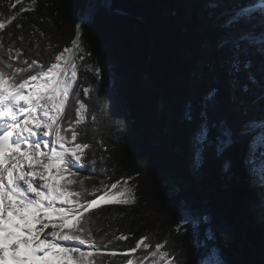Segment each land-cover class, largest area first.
Returning a JSON list of instances; mask_svg holds the SVG:
<instances>
[{
  "label": "trees",
  "instance_id": "trees-1",
  "mask_svg": "<svg viewBox=\"0 0 264 264\" xmlns=\"http://www.w3.org/2000/svg\"><path fill=\"white\" fill-rule=\"evenodd\" d=\"M106 1L111 9L131 16L109 13L99 3ZM86 3L98 9L82 25L84 52L78 54L84 59L77 61L80 99L90 108L77 126L78 142L91 145L80 179L89 189L126 181L135 194L133 204H104L86 214L96 241L89 259L94 264H126L132 257L136 264L157 243H164L174 264H201L205 248L194 245L181 221V209L188 208L196 216L210 213L209 225L216 227L229 217L230 235L216 229L214 244L227 264L264 263V205L253 209L264 189L253 183L243 163L247 140L238 137L220 153L207 149L194 169L190 137L195 124L183 118L191 105L197 113L204 112L209 125L226 124L235 131L264 120V55L259 44L239 54L250 68L239 74L235 91L228 75L232 53L217 46L224 15L249 0H0V22L5 23L0 55L7 59L12 48L15 57L19 49L20 60L48 63L65 47H73ZM11 16L16 19L9 23ZM260 24L256 13L253 35H260ZM99 61H104L106 72L96 77L88 66ZM245 84L246 92L241 90ZM83 88L90 89L89 97ZM212 89L215 99L208 101ZM72 117L76 119L74 111ZM121 235L127 239L117 240ZM145 236L151 245L146 254L143 248L130 253ZM112 251L118 254L109 255ZM125 252L130 254H121Z\"/></svg>",
  "mask_w": 264,
  "mask_h": 264
},
{
  "label": "snow or ice",
  "instance_id": "snow-or-ice-1",
  "mask_svg": "<svg viewBox=\"0 0 264 264\" xmlns=\"http://www.w3.org/2000/svg\"><path fill=\"white\" fill-rule=\"evenodd\" d=\"M97 9L98 5L86 3L80 9V19L91 21ZM256 13L261 17L259 36L252 34ZM15 19L16 16H11L8 22ZM4 28L5 23L0 22V29ZM219 28L217 46L232 53L228 75L230 87L235 91L239 74L250 68L249 62L240 61L239 54L247 51L248 46L259 44L264 55V0H249L232 9L224 15ZM81 29L82 24H77L73 47H65L48 63L35 58L20 60L19 49L15 50V57L11 55L12 48L8 49L7 59L0 55V264H94L93 259H86L92 252L82 250V246L91 249L96 245L89 227L90 217L86 214L101 202L108 205L135 203L134 190L126 181L123 185L102 183L89 189L80 179L86 163L85 150L91 147L78 142L77 131L90 111L89 105L80 99L77 88V61L84 59L78 54L84 52ZM13 59L18 62L13 63ZM88 70L96 77L103 71L102 67L91 65ZM247 79L254 81L251 75ZM82 90L85 97L90 96L89 88ZM241 90L248 91V85L241 86ZM215 95L216 90L212 89L205 99L214 101ZM183 118L195 124L190 137L194 169L199 168L207 149L220 153L239 137L247 140L243 161L246 170L253 183L264 189V120L249 122L235 131L226 124L209 125L204 112L197 113L191 105L185 108ZM92 119L95 120V115ZM257 129L258 134H253ZM225 167H230V162H225ZM51 215L59 219H47ZM181 221L190 229L194 245L205 248L201 264H222L208 218L183 208ZM49 227L51 231L46 232ZM116 239L126 240L127 237L121 235ZM147 240L148 237H142L130 253L141 248L148 250L151 245ZM164 248V243H157L154 250L136 264H143L149 257L154 258L152 264H174V257ZM117 254L109 253L113 257ZM126 264H134V260L127 259Z\"/></svg>",
  "mask_w": 264,
  "mask_h": 264
},
{
  "label": "rangeland",
  "instance_id": "rangeland-1",
  "mask_svg": "<svg viewBox=\"0 0 264 264\" xmlns=\"http://www.w3.org/2000/svg\"><path fill=\"white\" fill-rule=\"evenodd\" d=\"M94 67H102V69H103V71H102V73H104V72H106V67H105V63H104V61H99ZM264 191V190H263ZM218 195L217 194H215V196L214 197H217ZM100 205H104V203L102 202ZM99 205V206H100ZM264 205V196L262 197V200L260 201V202H258L257 204L256 203H254V207H253V209H255L256 207H262ZM98 207V206H97ZM200 216H203V217H207L208 218V220H209V222L211 223V221L213 220V218L211 217V214L210 213H207V212H205L203 215H200ZM54 217H55V220L54 221H57L58 219H59V217L58 216H55L54 215ZM229 218V217H228ZM227 217L226 218H224V220H223V222L221 223V225L219 226V227H216L215 225H209L210 226V228H211V230L214 232V234H215V241H214V244H215V242L218 240V238L216 237V229L218 230V232L220 233V234H224V235H230V233H231V229H233V224L230 222V220L228 219ZM48 231H51V229L50 230H48ZM47 232V231H46ZM260 238H262V240H264V227H263V232H261L260 233ZM261 240V239H260ZM82 250H84V251H91V252H93L94 250L91 248H89L87 245H85V246H82ZM144 252H145V254H146V251L144 250ZM216 252H217V255H218V257H219V259L222 261V264H227V262H226V258H225V256L223 255V253H222V251L220 250V249H216ZM147 255V254H146ZM86 259H89V257H87ZM130 259H132V257H130ZM140 259H142V258H140ZM146 261V260H145ZM143 263H144V261H143ZM262 264H264V263H262Z\"/></svg>",
  "mask_w": 264,
  "mask_h": 264
},
{
  "label": "water",
  "instance_id": "water-1",
  "mask_svg": "<svg viewBox=\"0 0 264 264\" xmlns=\"http://www.w3.org/2000/svg\"><path fill=\"white\" fill-rule=\"evenodd\" d=\"M100 3V6L102 8H104L105 10H107L109 13L113 14V15H117V16H130V14H127V13H121L119 11H116V10H113L111 9L109 6H108V2L106 1L105 3ZM85 23V21H82V25Z\"/></svg>",
  "mask_w": 264,
  "mask_h": 264
},
{
  "label": "bare ground",
  "instance_id": "bare-ground-1",
  "mask_svg": "<svg viewBox=\"0 0 264 264\" xmlns=\"http://www.w3.org/2000/svg\"><path fill=\"white\" fill-rule=\"evenodd\" d=\"M130 16H131V15H130ZM142 19H143V21H145L144 16H142ZM152 37H153V35H152ZM164 106H165V102L163 101V106H162L160 112H162V111L164 110ZM101 203H102V202H101ZM47 219H51L52 221H54V220H55V217H54V215H51V216L48 217ZM237 219H238V221H240L238 217H237ZM35 227H39V225H36ZM50 229H51V227H49V228L46 229L45 231L48 232V230H50ZM244 235L246 236V231H245V229H244ZM248 243H249V242H248Z\"/></svg>",
  "mask_w": 264,
  "mask_h": 264
}]
</instances>
